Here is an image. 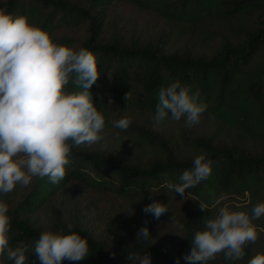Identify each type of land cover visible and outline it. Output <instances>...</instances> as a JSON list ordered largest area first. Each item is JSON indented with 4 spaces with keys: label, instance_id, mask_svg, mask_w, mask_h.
<instances>
[{
    "label": "trees",
    "instance_id": "obj_1",
    "mask_svg": "<svg viewBox=\"0 0 264 264\" xmlns=\"http://www.w3.org/2000/svg\"><path fill=\"white\" fill-rule=\"evenodd\" d=\"M118 4L154 15L166 30L150 38H132L111 26L108 39L101 38L108 13ZM0 9L26 16L58 43L93 52L100 71L90 88L93 103L105 115V128L123 116L132 117L126 130L117 129L136 147V154L123 159L106 149L80 145L72 150L71 164L59 183L33 178L20 198L15 199L16 190L12 199L0 197L9 204L12 217L10 244L28 246L25 264H41L32 252L41 231H67L69 224L87 237L89 255L61 264H132L128 253L144 251L151 255V264H175L177 257L180 264H189L183 257L191 250L194 232L203 227L204 217L217 213L210 193L223 198L248 194V203L240 210L249 215L253 205L264 201V0H0ZM79 29L85 30L80 39L60 33ZM184 39L190 44L182 51H170V44ZM209 44L215 45L209 54L196 52L197 46ZM177 79L207 103L201 122L210 127V134L179 130L167 136L153 129L158 90ZM169 122L184 121L163 123ZM201 153L212 161V172L185 190L189 201L181 203V195L159 187L165 180L179 182L180 174ZM70 183L124 200L140 209V216L97 230L72 212L54 214L55 198ZM154 188L160 192L150 195L147 189ZM153 200L168 205L159 218L143 211ZM199 201L208 208L201 209ZM40 215L46 223L39 222ZM253 224L257 240L232 264H247L264 252V216ZM142 226L148 227L151 240L137 243ZM0 260L12 264L6 257ZM209 264L228 262L220 253Z\"/></svg>",
    "mask_w": 264,
    "mask_h": 264
},
{
    "label": "clouds",
    "instance_id": "obj_2",
    "mask_svg": "<svg viewBox=\"0 0 264 264\" xmlns=\"http://www.w3.org/2000/svg\"><path fill=\"white\" fill-rule=\"evenodd\" d=\"M99 75L96 57L89 49L58 43L26 16L0 9V194L16 185H30L33 178L47 177L59 183L71 164L72 150L102 139L106 119L90 91ZM207 107L198 91L174 80L158 90L153 126L183 120L191 127L201 121ZM208 118L214 119V115L208 113ZM131 123V116H123L112 121V126L126 130ZM192 165L180 174L179 182L165 180L159 187L185 197V190L212 172V161L203 153L193 158ZM147 190L150 195L160 192L158 188ZM221 199L222 195H209L214 203ZM199 202L201 209L208 208ZM168 210L167 203L156 200L143 209L154 218ZM262 216L264 201L252 206L251 215L220 206L215 216L203 218V227L194 232L191 250L183 259L189 264H209L220 253L228 264L242 259L246 246L258 238L253 221ZM11 220L9 204L0 199V257L25 264L28 246L10 244ZM67 229L40 232L32 252L41 264L81 261L89 255L87 237L71 230V224ZM149 240L148 227H140L137 243ZM128 259L132 264H151L152 257L146 251L130 252ZM175 264H180V257ZM247 264H264V252L253 255Z\"/></svg>",
    "mask_w": 264,
    "mask_h": 264
},
{
    "label": "rangeland",
    "instance_id": "obj_3",
    "mask_svg": "<svg viewBox=\"0 0 264 264\" xmlns=\"http://www.w3.org/2000/svg\"><path fill=\"white\" fill-rule=\"evenodd\" d=\"M106 29L103 32L101 38L107 40L110 34V30L107 29L111 26L118 27L121 29V33H125L128 37L132 38H150L160 32H164L166 28L163 26L162 22L157 19L154 15L143 14L131 6H126L122 4L115 5L112 7L108 13L106 20ZM60 33L67 36L73 37L74 39H80L85 35V30H62ZM174 42V41H170ZM190 43L186 39L180 42H174L169 45L171 52L182 51L186 45ZM214 44H209V46L196 47V52L198 53H210L209 50H213ZM261 60V54L255 58V66H258ZM153 129L158 133H163L167 136L173 135V133L179 130L193 133L194 135H207L212 132L209 126L201 121L188 127L184 122H169L162 123L159 126H153ZM118 133V135H117ZM86 148L99 147L102 149L109 150L113 155H119L123 159L136 154V147L134 142L129 138H126L121 134L117 128L111 126L110 128H104L102 132V139L93 144H83ZM253 147H257L254 144ZM139 158V157H132ZM28 186V185H27ZM26 186L16 185L14 189L6 194H0L1 196H9L8 199L14 198V191L16 190V198H20L25 190ZM161 196L159 195L158 198ZM14 199V200H15ZM184 201H189V197H181ZM248 203V194L244 196L230 195L226 196L215 203V209L220 206H228L233 210H240L244 205ZM176 208L179 207L176 205ZM51 210L58 214H64L67 216L69 213L77 215L80 217L90 229L103 230L105 225L110 222L118 223L119 221L127 222L128 220H136L140 216V209L133 208L132 205L124 200L114 197L113 195L106 194L101 195L94 192H88L74 186V183H70L69 188L66 192H60V194L55 198L54 204L51 206ZM43 215V214H42ZM40 215L37 219L41 224L46 223V217ZM132 222V221H131ZM113 223V224H114Z\"/></svg>",
    "mask_w": 264,
    "mask_h": 264
}]
</instances>
